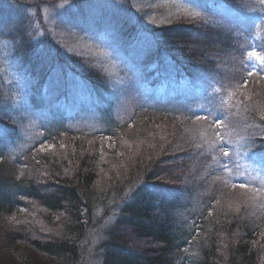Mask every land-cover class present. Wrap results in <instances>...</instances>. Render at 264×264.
Segmentation results:
<instances>
[{"label": "trees", "instance_id": "1", "mask_svg": "<svg viewBox=\"0 0 264 264\" xmlns=\"http://www.w3.org/2000/svg\"><path fill=\"white\" fill-rule=\"evenodd\" d=\"M13 1L21 8L44 3L42 0ZM193 1L204 5L203 0ZM211 2L224 12L239 14L237 0ZM2 9L0 56L6 55L18 74L15 84L19 83L16 85L21 87L24 101L20 108L13 109L5 97L12 95L10 90L14 84L10 82L8 88L0 84V106L8 107H0V263L78 264L88 232L95 234L105 225L100 233L99 264H264L260 260L264 241L257 245V234L264 232V218L258 214L247 218L244 210L235 213V205L226 204L233 194L225 189L209 195L204 192V197H200L186 187L183 167L194 144L190 123L197 115H208L170 107L167 95L172 85L176 87L181 82H187L189 90L197 89L207 75L205 68L180 55L202 56L208 51L197 46L205 44L197 38L199 32L206 37L211 35L208 26H195L194 22L182 19L161 30L149 31L153 42L148 45L150 48L145 47L152 52L138 67L142 74V91L147 92L146 98L153 108L144 112L145 119L135 116L129 122L136 126L132 134L137 132L134 136H142L138 138L140 142L133 141L126 125L116 122V104L107 83L85 75L84 72L98 65L90 62L87 55L63 52L56 60L60 70H50L52 65L46 66L49 59L37 50L35 40L40 41L39 38L34 32L31 34L25 22H14ZM120 24L116 35H110L114 36L111 46L127 54L130 44L137 45L136 38L126 24L121 28ZM8 27L12 31H8ZM41 39L56 47L49 31ZM216 43L213 46L222 49V45ZM195 44L196 47H192ZM210 44L209 40L208 47H203L209 48ZM168 68L174 73L172 77ZM64 69H69L72 76L65 74L68 71ZM96 78H101V73ZM16 113L36 121L45 120L49 126L60 130L44 134L45 142L68 135L61 130L76 116L93 114L101 119L102 127H106L98 136L112 143V152L104 150L99 156L89 148L87 151L72 146L73 154H68L65 160L62 155L59 160L48 153L40 154V159L34 161L36 155H29L25 160L28 168L45 178L38 183L31 176L19 177L17 167L2 161L7 150L19 143L21 130L10 117ZM120 134L128 136L129 142L122 141ZM91 136L98 138L97 134ZM253 146V149L246 148V160L255 167H264V138H255ZM106 160L117 170H124L128 165L125 183H119L116 178L109 187H96V179L106 168L115 175ZM177 164L183 167L178 168ZM26 200L32 201L42 212V216H38L39 223L36 225L32 218L24 215L7 226ZM53 221L60 228L51 234ZM233 229L240 231L241 239L224 243L221 239ZM220 241L226 248V259L217 251Z\"/></svg>", "mask_w": 264, "mask_h": 264}, {"label": "rangeland", "instance_id": "2", "mask_svg": "<svg viewBox=\"0 0 264 264\" xmlns=\"http://www.w3.org/2000/svg\"><path fill=\"white\" fill-rule=\"evenodd\" d=\"M23 1L33 3L36 0ZM42 1L44 3L38 7L21 8L17 7L13 0H0V9L3 8L2 10L9 14L7 16L12 17L14 22H25L31 34L34 32L35 37L39 38L40 41L35 40L37 50L49 59L46 66L48 63L52 65L50 70L56 72L60 70V63L56 60L63 52L67 54L72 52L79 56L87 55L86 58L90 62L98 65L97 68L93 67L91 71L87 70L84 73L94 80L100 79L107 83L111 99L116 104L115 120L120 125L128 127L130 135H133V141L142 136H134L137 132L132 134L136 128L135 125L129 124L132 117L145 119L144 112L153 108L146 98L147 92L142 91L143 82L140 80L142 74L139 71L140 61L152 52V49L148 50L145 47L152 45L153 42L149 31L161 30L182 19L194 22L195 26L198 24L208 26L211 35L207 34L206 37L203 32H199L200 36H197L204 40L203 46H207L209 40L211 41L209 48L197 44L198 47L208 51H203L205 53L202 56L190 54L192 58L180 55L185 59L190 58L193 63L205 68L206 72L208 71L207 75L203 77L197 89L189 90L190 87L185 81L186 84L181 82L176 87L172 85L167 95L171 103L170 107H181L208 115V120L196 119L190 123L192 132L190 136H193L194 144L190 146L192 150L186 156L189 158L186 159L187 163L184 167L181 166L186 169L183 171L186 187L193 189L192 193H199L200 197H204V192L209 195L225 189L227 193L233 194L226 204L229 207L235 205V213L244 210V216L247 218L255 214L264 218V167H255L254 163L247 161L245 152L246 148H254L255 138H264L262 132L264 79H261L264 76V3L261 0H237L238 4L235 3L238 5L236 8L239 14L237 11H228V13L222 11L215 6V3L212 5L211 0H203L204 5L194 3L193 0ZM118 23H122L120 28L126 24L130 28L129 32L133 31L132 35L136 38L137 45L132 43L128 46L129 54H121L111 46L114 36L110 35H116V31L119 30ZM8 31L12 29L8 27ZM47 31L50 32L56 47L41 39L46 36ZM216 42L222 45V49L218 50L216 45L213 46ZM192 47H196V44ZM250 52H255L256 57H249ZM5 56L4 54L0 56V84L6 88L9 87L10 82L14 84L10 90L12 95L5 98L10 100L9 105L11 103L13 109H18L23 104L24 98L21 96V87L16 85L19 83L15 84L18 74ZM241 61L244 64H241ZM166 65L167 60H165ZM245 65L247 70L254 72L255 75L249 76ZM64 71H68L65 74L72 76L69 69ZM100 73L101 78H96ZM173 74L170 69L171 77ZM241 81H246V85ZM10 117L16 125H19L21 135L18 138V145L7 150L8 154L2 161L17 167L16 172L19 177L27 179L31 176L36 178L38 183H42L45 178L40 173H32L28 168L29 164L25 160L29 155H36L34 161L40 159V154L48 153H52V156L59 160L61 158L65 160L68 154V156L73 154L72 146L87 151L89 148L99 156L104 154L102 152L104 150L108 153L112 152V143L98 136V133H102L101 131L106 127H102L101 119L93 114L76 116L64 126V130H61L63 134L68 135L47 142L43 141L44 134L50 135L60 130L52 128L45 120L36 121L17 113ZM217 117L221 124L219 129L211 124ZM38 122L42 123V126H39ZM216 132H219V137ZM93 134H97L98 138L92 137ZM121 140L129 142L128 136H121ZM42 146H47L44 151H40ZM224 152H227L228 156H225ZM61 155L63 157L60 158ZM108 163L111 164L115 175L113 176L111 169L106 168L103 175L96 179V187L99 189L111 186L116 178L119 183H125L124 175L128 176V173L125 174L128 165L124 170H117L112 162ZM225 163L228 165L227 168L222 166ZM104 166L108 167L106 164ZM176 166L178 167V164ZM240 184L244 187H239ZM24 203L16 215L7 222V226L24 215L32 218L36 225L39 223L38 219L42 216V212L32 201L26 200ZM1 228L4 230L5 226ZM59 228L56 226V221H53L51 234L58 232ZM104 229L105 225H102L95 234L88 232L87 238L82 243L78 264H99L98 247L102 236L100 233ZM40 230L43 231L44 228ZM239 232L233 229L221 240L224 243H232L241 239ZM257 238V245L263 244L264 232L258 233ZM222 241L217 251L220 257L226 259L227 251ZM262 249L260 260L264 262V246Z\"/></svg>", "mask_w": 264, "mask_h": 264}, {"label": "snow or ice", "instance_id": "3", "mask_svg": "<svg viewBox=\"0 0 264 264\" xmlns=\"http://www.w3.org/2000/svg\"><path fill=\"white\" fill-rule=\"evenodd\" d=\"M261 2L264 3V0H261ZM248 55H249V57H256V53H255V52H250V53H248ZM241 64H244V62L241 61ZM245 70L247 71V74H248L249 76H251V75H255L254 72H252V71H250V70H247V66H246V65H245ZM261 79H264V76H262ZM241 83L244 84V85H246L247 82H246V81H241ZM196 118H197L198 120H208V116H199V115H197ZM262 119H264V117H262ZM218 120H219V117H217L215 121H212V122H211L212 126H213L214 128H216V129H219V128L221 127V124L218 122ZM216 135H217V137H219V132H216ZM46 147H47V146H42L41 149H40V151H44ZM221 150H222V149H221ZM224 155H225V156H228V153H227V152H224ZM222 166L225 167V168L228 167V165H227L226 163L223 164ZM239 187L243 188L244 185H243V184H240Z\"/></svg>", "mask_w": 264, "mask_h": 264}]
</instances>
